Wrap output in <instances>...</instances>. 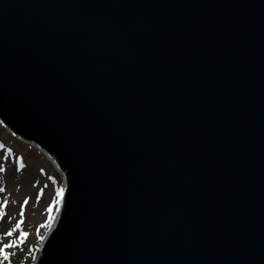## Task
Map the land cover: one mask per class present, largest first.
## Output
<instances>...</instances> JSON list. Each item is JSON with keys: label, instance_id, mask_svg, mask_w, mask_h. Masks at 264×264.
I'll return each instance as SVG.
<instances>
[{"label": "water", "instance_id": "95a60500", "mask_svg": "<svg viewBox=\"0 0 264 264\" xmlns=\"http://www.w3.org/2000/svg\"><path fill=\"white\" fill-rule=\"evenodd\" d=\"M0 118L66 174L37 264H264V0H0Z\"/></svg>", "mask_w": 264, "mask_h": 264}, {"label": "rangeland", "instance_id": "374dc122", "mask_svg": "<svg viewBox=\"0 0 264 264\" xmlns=\"http://www.w3.org/2000/svg\"><path fill=\"white\" fill-rule=\"evenodd\" d=\"M20 156L26 157L24 162ZM0 158L10 162L11 171L0 183L1 220L9 225L5 228L11 229V243L15 244L8 264H33L56 208L61 176L43 154L19 142L1 124ZM49 176L56 178V184Z\"/></svg>", "mask_w": 264, "mask_h": 264}, {"label": "bare ground", "instance_id": "6f19581e", "mask_svg": "<svg viewBox=\"0 0 264 264\" xmlns=\"http://www.w3.org/2000/svg\"><path fill=\"white\" fill-rule=\"evenodd\" d=\"M50 160L52 162V159H50ZM9 164H10L9 162H5L4 163L5 170L4 171L0 170V183L3 182V178L6 177L7 175L11 176V171L7 170L10 167ZM52 164H53V162H52ZM2 165L3 164H2V161L0 159V167ZM4 179H6V178H4ZM61 190H62V186H61V189H60L59 194H58V201H57L56 209H54L52 211L51 220H50L51 226H52L53 222L55 221V219H56V217L58 215V212H59L60 199H61V195H60ZM1 217L3 218V214L0 212V246H2L4 242L11 243V236L9 237L7 235V233L9 231L11 232V229L10 228H8V229L5 228V227H9V225L4 220L2 222ZM49 228H47L46 232L49 230ZM6 251L9 253V260L8 261H3L2 257H0V264H6V263L8 264L9 262H11V249H7ZM18 253L19 252H16V254H18Z\"/></svg>", "mask_w": 264, "mask_h": 264}, {"label": "snow or ice", "instance_id": "6c2138e0", "mask_svg": "<svg viewBox=\"0 0 264 264\" xmlns=\"http://www.w3.org/2000/svg\"><path fill=\"white\" fill-rule=\"evenodd\" d=\"M60 195H63V190H61ZM65 208L67 209L68 201H64ZM7 235L10 237L13 235L12 232H8ZM12 247H15L14 243H7L4 242L2 246H0V257H2L3 261H8L9 260V253L6 251L7 249H11Z\"/></svg>", "mask_w": 264, "mask_h": 264}]
</instances>
